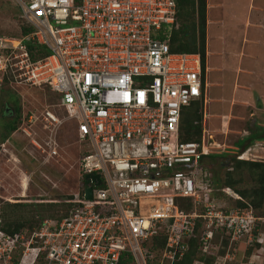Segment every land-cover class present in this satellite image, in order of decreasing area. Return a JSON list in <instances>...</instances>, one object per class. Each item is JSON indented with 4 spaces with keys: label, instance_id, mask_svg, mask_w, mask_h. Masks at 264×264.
I'll use <instances>...</instances> for the list:
<instances>
[{
    "label": "built area",
    "instance_id": "2783aa9c",
    "mask_svg": "<svg viewBox=\"0 0 264 264\" xmlns=\"http://www.w3.org/2000/svg\"><path fill=\"white\" fill-rule=\"evenodd\" d=\"M13 1L21 29L30 30L13 45L0 40V73L55 93L87 147L81 186L59 219L8 231L0 195V264H177L192 238V264H226L235 242L259 243L253 250L262 253L264 218L202 174L203 156L213 153L205 129L198 139L181 138V113L206 80L199 53L170 51L158 35L175 23L176 0ZM42 119L50 129L62 123L49 109ZM46 143L47 157L57 155L56 141ZM237 150L229 152L241 158ZM95 174L100 182L89 179L87 199L85 175ZM179 197L190 199L188 208Z\"/></svg>",
    "mask_w": 264,
    "mask_h": 264
},
{
    "label": "rangeland",
    "instance_id": "374dc122",
    "mask_svg": "<svg viewBox=\"0 0 264 264\" xmlns=\"http://www.w3.org/2000/svg\"><path fill=\"white\" fill-rule=\"evenodd\" d=\"M263 4L259 0H206L205 29L208 25L212 32L205 60L207 91L204 96L207 99L204 97L205 116L202 112L201 126L205 129V140L213 153L203 157L202 174L206 172V180L213 189L224 186V181L229 177L235 182L231 187L234 191H251L261 184L257 178L260 169L255 167L249 170L245 166L234 169L236 154L229 151L237 147V155L242 160L264 161V140L252 143L248 140L252 129L264 128V80L259 84V79L252 78L255 68L245 64L247 57H252L259 67L264 63V16L261 19L258 15L264 12ZM19 15L20 10L13 0H0L1 42L20 38ZM230 25L235 27L234 32ZM258 25L263 28L260 29ZM252 38L259 44L247 41ZM211 42L212 48L209 46ZM245 42L248 44L245 45ZM205 43L207 49L206 30ZM242 46L245 51L248 49L253 53L244 55ZM4 76L0 73V137L4 131L3 124L14 118L12 106L20 107V123L9 140L3 142L0 151L1 213L3 216L4 211L23 212L26 218L30 217L32 227H36L43 218L59 219L68 209L65 200L81 186L79 162L87 146L79 140L78 124L74 120L63 123L59 128L43 127L42 116L46 109L53 111L60 119L68 116V110L57 105L55 93L45 86L17 85L11 73ZM222 87L228 92L224 103L221 102L223 106L220 111H215L213 108L220 101L217 91ZM29 115L32 116L31 122L26 121ZM49 138L56 141L58 152L51 157H47L46 142ZM212 142L221 145L220 148L212 146ZM23 179L27 181L26 188L23 187ZM16 199L30 207L7 204ZM217 200L226 204L233 201L220 196ZM254 210L264 215V197L261 206ZM232 246L231 259L226 264H258L261 258L252 255H264V243L262 253L253 249L248 251L242 242H235Z\"/></svg>",
    "mask_w": 264,
    "mask_h": 264
},
{
    "label": "trees",
    "instance_id": "16d2710c",
    "mask_svg": "<svg viewBox=\"0 0 264 264\" xmlns=\"http://www.w3.org/2000/svg\"><path fill=\"white\" fill-rule=\"evenodd\" d=\"M177 10L175 16V23L169 28L163 27L159 32V37L166 40L169 45L170 51L176 52H193L199 53L201 58V68L204 73L205 70V26H206V0H176ZM30 28L23 27L21 29L22 34L26 33ZM34 43H29V49H33ZM41 53L46 54L47 52L42 50ZM202 107H203V96L199 100L193 101L189 106L183 109L180 119V132L183 140L198 139L201 135L202 126ZM11 109L14 113V118L10 121H6L3 124V133L0 137V143L8 141L9 135L18 128L20 123V107L18 105L12 106ZM245 140V139H242ZM248 140L252 143L255 140H264V128L259 127L256 130H251ZM242 146L243 143L241 142ZM234 169L245 166L249 170H253L255 167L259 168L260 171L257 173V178L260 181V186L256 189L247 190H235L243 198H249L248 201L253 207H260L264 197V161L255 160H238L233 161ZM204 171V167H202ZM204 178L206 180V172H204ZM224 186L232 187L235 182L229 177L225 181ZM71 196L67 197V199ZM177 201L182 208H188L190 205V199L179 197ZM238 205L244 206V203L237 201ZM9 206L15 207H26L27 203H21L19 199L14 202L7 203ZM27 207H30L28 205ZM254 208V209H255ZM27 211V210H26ZM255 214L264 218V215H259L256 211ZM1 217L4 220V225L8 231H16L20 228H31L30 217L26 218L23 212H3ZM25 217V218H24ZM264 223L259 222L257 226L264 228ZM226 244V241H225ZM260 244L255 243L253 246L248 247V251L253 247H258ZM197 256V239H191L190 250L184 255L181 261L177 264H192V261ZM212 257H207L206 261H211ZM264 264V261L261 263Z\"/></svg>",
    "mask_w": 264,
    "mask_h": 264
},
{
    "label": "crops",
    "instance_id": "0c3cea01",
    "mask_svg": "<svg viewBox=\"0 0 264 264\" xmlns=\"http://www.w3.org/2000/svg\"><path fill=\"white\" fill-rule=\"evenodd\" d=\"M259 1H262V2H264V0H259ZM254 3V2H253ZM264 5V4H263ZM260 6V5H259ZM264 6H262V8H263ZM258 8H256V10H257ZM258 11V10H257ZM259 12V11H258ZM259 15V17L261 18V17H263L264 16V12H260V14H258ZM250 16H251V14H250ZM262 19V18H261ZM250 20V19H249ZM260 20V19H259ZM261 21V20H260ZM226 22V21H225ZM246 22V21H245ZM247 22H249V21H247ZM263 23V22H262ZM227 24H228V22H227ZM261 26V25H260ZM259 25H258V27L260 28V29H262L263 28V26L262 27H260ZM229 27V26H228ZM230 28H231V30L233 29V32L235 31V27L233 26V28H232V26L230 25ZM206 38H207V49H206V43H205V49H206V53H205V60H206V54L207 53H209V50H208V42H209V37H210V29H209V26L207 25V27H206ZM228 30H230V29H228ZM212 32V31H211ZM248 38V37H247ZM247 41H250L249 43H256V45H258L259 44V42L257 41V40H254L253 38L251 39V40H247ZM254 41V42H253ZM211 44H213V42H211L210 44H209V46L212 48V46H211ZM246 44H248V42H245V45ZM243 47V51H245V48H244V46H242ZM249 51V52H248ZM255 51V50H254ZM210 53H212V51L210 52ZM250 53V54H249ZM251 53H253V52H251L250 50H248L247 49V51H245V53L243 52V54L244 55H251ZM242 59H245L246 57H241ZM245 60H247V63H245L246 65H247V67H249V68H255V74H256V72L258 71V75H256V77H255V74H254V76L252 77V78H254L255 80H256V78L257 79H259L260 81H259V84H262V80H264V63H263V66H261V67H259L258 66V64L257 65H255V60H253V58L252 57H247V59H245ZM257 63V62H256ZM251 65H253V66H251ZM206 69H207V65H206V62H205V80H206V74H207V72H206ZM259 71H261L263 74L261 75V73L259 72ZM207 81V80H206ZM207 89V88H206ZM206 89H204V92H203V100L206 98L207 99V97L206 96H204L205 95V92L207 91ZM261 89V88H260ZM216 91V90H215ZM226 92H228V90L226 91V88H224V87H222L219 91H217V95H218V97L217 98H219L220 99V101H219V104H216L215 105V108H213V110H218V111H220L219 109L221 108V106H223V105H221V102H223L224 100H225V97H226ZM260 92L262 93V89L260 90ZM205 97V98H204ZM224 103V102H223ZM64 110V109H63ZM212 110V109H211ZM11 112H13V111H11ZM202 112H203V115L205 116V112H204V105H203V107H202ZM12 115H13V113H11ZM8 118H11V117H8ZM203 118V117H202ZM31 120H32V116L31 115H29L27 118H26V121H28V122H31ZM69 121H71V119H68V118H66L65 117V119H62V123L61 124H59V125H57V128H59L61 125H63V123H66V122H69ZM47 123L46 122H43L42 121V125H43V127L45 128V127H47V125H46ZM31 125V124H30ZM12 134V133H11ZM10 134V135H11ZM10 135H9V137H10ZM8 137V138H9Z\"/></svg>",
    "mask_w": 264,
    "mask_h": 264
},
{
    "label": "water",
    "instance_id": "95a60500",
    "mask_svg": "<svg viewBox=\"0 0 264 264\" xmlns=\"http://www.w3.org/2000/svg\"><path fill=\"white\" fill-rule=\"evenodd\" d=\"M89 179H92L93 181H96L97 183L100 182L99 176L97 174L95 175H85V198L90 199L91 198V186L88 185Z\"/></svg>",
    "mask_w": 264,
    "mask_h": 264
},
{
    "label": "bare ground",
    "instance_id": "6f19581e",
    "mask_svg": "<svg viewBox=\"0 0 264 264\" xmlns=\"http://www.w3.org/2000/svg\"><path fill=\"white\" fill-rule=\"evenodd\" d=\"M6 44L7 45H13L14 44V41L13 40H7L6 41ZM26 179H23V187L26 188Z\"/></svg>",
    "mask_w": 264,
    "mask_h": 264
},
{
    "label": "clouds",
    "instance_id": "9594fccd",
    "mask_svg": "<svg viewBox=\"0 0 264 264\" xmlns=\"http://www.w3.org/2000/svg\"><path fill=\"white\" fill-rule=\"evenodd\" d=\"M237 148V147H236ZM238 149V148H237ZM208 156V155H207ZM203 157H206V156H203ZM238 160H242V158H237ZM228 187V186H226ZM231 188V187H230ZM21 192V191H20ZM14 201V200H13Z\"/></svg>",
    "mask_w": 264,
    "mask_h": 264
},
{
    "label": "flooded vegetation",
    "instance_id": "af4514ba",
    "mask_svg": "<svg viewBox=\"0 0 264 264\" xmlns=\"http://www.w3.org/2000/svg\"><path fill=\"white\" fill-rule=\"evenodd\" d=\"M8 115H9V113H8ZM11 117H12V114H11Z\"/></svg>",
    "mask_w": 264,
    "mask_h": 264
}]
</instances>
